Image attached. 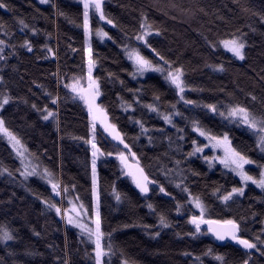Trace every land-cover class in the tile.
Masks as SVG:
<instances>
[{
	"label": "trees",
	"instance_id": "16d2710c",
	"mask_svg": "<svg viewBox=\"0 0 264 264\" xmlns=\"http://www.w3.org/2000/svg\"><path fill=\"white\" fill-rule=\"evenodd\" d=\"M2 2L7 7H0V40L6 41L0 53V95L8 93L13 99L0 109V117L28 153L34 154L40 169L47 168L62 187L67 185L69 193L78 195L92 216V148L86 143L91 136L89 116L83 101L74 100L70 89L64 87L73 76L83 77L82 82L87 83L83 5L77 0ZM104 12L115 26L91 16L90 44L96 61L92 75L100 84V102L148 174L174 197H166L155 186L150 187L148 195L141 194L131 179L121 174L115 156H100L97 180L101 227L105 244L110 234L115 250L113 256L105 257L106 264H121L123 259L133 264H197V256L203 264H220L214 258L216 254L224 257L223 264H243L246 259L249 264H264V245L255 240L257 236L264 240V191L248 183L243 196L225 205L214 190L221 188L223 194L234 186L241 187L239 177L221 166L210 168L201 154L186 155L192 151L193 139L202 141L192 131L190 120L196 118L214 133H229L233 146L256 162L246 166L249 174L258 175V165H264V153L256 147L247 127L228 124L203 107L218 102L239 103L258 116L264 115V0H104ZM144 15L153 28L149 43L166 60L183 67L189 85L185 99L199 102L200 107L186 106L159 73L149 71L135 78L130 75L134 69L123 45L132 42L129 38L140 30ZM21 20L27 27L19 23ZM33 28L37 29L35 33ZM96 28H103L111 39L101 40L95 35ZM237 30L244 34L243 60L222 45L209 46L208 41L229 38ZM25 40L31 42L32 51L22 46ZM132 43L158 62L142 42ZM45 45L55 55L47 52ZM218 64L225 70H215L213 66ZM53 96L60 97L58 105L52 104ZM154 96H159L158 102ZM153 103L159 113L182 114L173 116L175 127L146 107ZM45 106L57 113L55 118H43ZM137 120L143 122L147 134H141ZM178 128L184 131L178 133ZM101 133L97 127L96 139L103 152L119 150ZM181 135L183 140L179 139ZM0 167L8 168L14 176L21 169L15 151L2 135ZM177 180L200 195L209 218L238 220L241 234L256 242L260 251L247 252L231 242L219 243L202 226L200 234L190 235L195 229L188 217L198 215L199 210L188 206L187 194L175 186ZM114 187L121 194L119 202L113 195ZM64 200L38 176L21 180L0 174V225H6L14 236L0 242V264H95L94 244L44 203L54 202L62 208L67 205ZM149 203L155 211L147 207ZM177 203L180 212L176 211ZM159 213L167 216L168 228L159 227ZM209 248L213 254L204 255Z\"/></svg>",
	"mask_w": 264,
	"mask_h": 264
},
{
	"label": "snow or ice",
	"instance_id": "6c2138e0",
	"mask_svg": "<svg viewBox=\"0 0 264 264\" xmlns=\"http://www.w3.org/2000/svg\"><path fill=\"white\" fill-rule=\"evenodd\" d=\"M42 3H47L49 0H41ZM83 5V32L85 37V51L88 55V75L86 86L82 82L83 77L73 76L71 82L64 84L66 89H70L71 97L83 101L84 105L87 107V113L90 121V138L86 143L91 145L92 148V159H91V169H92V197L94 200V219L91 216H88V209L84 207L83 203L80 202L78 205L74 202L73 199L69 198L67 203L69 204L68 208L63 209V217L66 219L68 225H73L76 228L80 229L82 237L86 238L87 241H90L94 244L92 251L94 252L95 264H106L105 257H111L115 254L114 246L111 243V236H108V242L105 244L104 238L105 233L102 231L101 227V215L99 211V200L100 194L98 190V180H97V160L100 156H115L119 161L121 174L126 175L131 179L132 183L136 188L139 189L141 193H148L150 185H154L157 182L152 180L148 173L140 165V161L137 158L136 152L132 151L131 146L125 142V136L117 128L116 124L111 123L108 118V113L100 104L97 103V98L101 95L100 84L98 79L93 77L92 70L95 66L96 61L92 58V50L90 39L93 35V28L91 22V16H98L99 21H106L108 25H114V21L109 19L104 12V0H80ZM0 7L6 8L7 5L0 0ZM52 7H56L55 4ZM60 15H64L63 12ZM143 15V14H142ZM21 25H24L23 20L19 21ZM27 27V25H24ZM140 30L134 34V37L129 38L130 41L135 43L142 42V46H146L151 49V51L158 57V62H154L153 59L143 55L140 47L133 46V43L123 45L124 52L127 55L128 59L132 61V66L134 71L130 75L135 78L136 76H143L144 73L152 71L159 73L164 80L174 89L177 93L180 101H183L186 106H191L193 108L200 107L201 104L197 101L185 99V91L189 87L184 78V69L182 66H176L173 62L165 59L163 55L156 48L152 47L149 43V36L153 31L152 25L147 23V16H143V20L140 23ZM37 29L33 28L32 32L35 33ZM155 31H159L156 29ZM238 33V34H237ZM237 33L231 34L229 38L220 39L215 42L208 41L210 47H218L222 45L227 51L232 53L234 57H237L241 60L244 59V49L245 41L244 34L237 30ZM95 35L103 40L105 37L109 36V33L104 31L103 28H96ZM127 37V34H125ZM207 40V38L205 37ZM6 41L0 40V53H3L4 48L2 47ZM24 47H27L29 51H32V44L29 40L23 42ZM45 50L52 55H55L52 52V49L44 46ZM3 56H0L2 59ZM215 70L224 71V65L218 64L213 66ZM58 75V74H57ZM0 80H3V77L0 76ZM61 82V78L58 76V84ZM49 96H52L51 93H48ZM13 97L10 94L4 93L0 95V109L5 105L9 104ZM159 96H154L156 102L159 101ZM255 99V97H253ZM52 104L58 105L60 102L59 96L52 97ZM138 102V101H136ZM35 107V105H33ZM131 107V104L128 105V108ZM151 111H156L158 114L162 115L163 120L167 124L173 123V116H181L182 114L179 111H170L167 113H159V108L156 103L149 104L146 106ZM173 109L176 108V105H171ZM205 110L210 111L218 115L223 121L228 124H237L240 126H246L249 131H251L255 137L256 147L260 152L264 153V115H256L248 107L239 104V103H228L222 104L220 102L215 104H205L203 105ZM125 108V111L128 110ZM44 112L46 115L43 116L45 120L49 117L55 118L57 113L54 110L48 109L45 106ZM97 122L102 126V133H107L111 137L112 141L118 142L116 147L121 150L114 152H103L102 149L98 146L97 143ZM137 124L140 125L141 134H147L148 129L144 127L143 122L137 120ZM192 131L198 134V137L204 138L206 143H198L197 139L191 141L192 151L188 152L187 157L196 156L198 154H203L206 149L211 150L214 155L212 156H203V159L208 163L209 167H213L216 162H219L224 169L229 170L231 173H234L239 177L241 187H232L231 190L224 191L221 194V188L214 190V195L222 203L227 205L231 202L236 196H243L245 187L248 186V183L251 182L256 187L264 191V165H258L259 173L258 175H251L249 171L246 170V166L253 165L256 162L253 161L248 155L239 151L236 147L233 146L232 141L229 137L228 132H223L222 134L214 133L210 128L202 125L201 121L196 118L190 120ZM183 129H177L178 133H182ZM0 135L7 138L8 143L12 146L13 150L16 153L17 158L19 159L21 169H17L20 176L27 179L29 176H39L45 180L48 184L51 185V190L57 196L67 197L69 196V187L67 185L61 186V183L54 179L53 173L50 172L47 168L43 170L40 169L39 164L34 163V154L28 153V150L25 148L21 139L9 129L2 117H0ZM179 139L183 140L181 135ZM151 142V137H149ZM219 151L221 154L216 155L215 153ZM176 165H179L181 162L179 160L175 161ZM8 172L9 175L12 173L9 172V169L6 167H0V173ZM168 175V172H165V176ZM182 180H177L175 186L181 188V190L187 194V203L190 208L193 210H199V214H193L188 217V222L194 226L195 231L190 233V235L195 236L202 232L201 226L205 225L207 227V232L211 233L217 240L224 241L226 238H230L232 241H235L238 245H241L246 250L256 249L260 251L258 244L251 239L245 238L241 234V224L238 220L234 218L229 219H212L209 218L207 214V206L200 197L199 194H194L190 191L187 186H183ZM75 187L74 185L72 186ZM159 191L164 193L165 187L159 185ZM113 195L115 199L119 202L121 200V194L116 191L115 187L113 188ZM170 195V194H169ZM75 201H79V196L75 197ZM49 208L55 209L57 215L62 214V209L56 203H49L44 201ZM147 207L155 211L153 205L149 203ZM181 205L177 203L176 211L180 212ZM85 217L88 218L90 223H85ZM243 219V218H241ZM158 225L161 228H168L170 226V221L167 216L163 213L158 214ZM158 235V233H156ZM14 236L12 231L6 225H0V242H7L13 240ZM255 240L258 241L261 245H264V240H261L259 236L255 237ZM213 254V250L209 248L204 255L209 256ZM264 254V253H262ZM188 255V253H185ZM215 260L220 261V264H223L224 257L220 254L215 255ZM197 264H203L201 257H195ZM121 264H133L127 259H123ZM243 264H249V261L246 259L243 261Z\"/></svg>",
	"mask_w": 264,
	"mask_h": 264
},
{
	"label": "rangeland",
	"instance_id": "374dc122",
	"mask_svg": "<svg viewBox=\"0 0 264 264\" xmlns=\"http://www.w3.org/2000/svg\"><path fill=\"white\" fill-rule=\"evenodd\" d=\"M41 1V0H40ZM78 2H80V0H77ZM81 3V2H80ZM152 33V32H151ZM108 37H105L103 40H106ZM3 48L5 47V44L2 46ZM87 47V46H86ZM224 48V47H223ZM225 49V48H224ZM226 50V49H225ZM227 51V50H226ZM229 52V51H228ZM230 53V52H229ZM231 55H232V53H230ZM88 56V55H87ZM235 58H237V57H235ZM237 59H239V58H237ZM239 60H241V59H239ZM246 127V126H245ZM6 138V137H5ZM202 138V137H201ZM7 139V138H6ZM200 143H206V141L204 140V138H202V141L200 142ZM11 146V145H10ZM12 147V146H11ZM13 149V148H12ZM14 151V150H13ZM16 154V153H15ZM216 155H220L221 153L219 152V151H217L216 153H215ZM202 156H212V155H214V153L211 151V150H209V149H206L205 150V152L203 153V154H201ZM35 163V162H34ZM208 164V163H207ZM216 166H221L222 168H223V166L222 165H220L219 164V162H216L215 164H214V166L213 167H211V168H215ZM22 170V169H21ZM43 170V169H42ZM227 170V169H226ZM1 175H6V176H9L11 179H14V178H17V179H21V180H26L24 177H22V176H20V174L18 173V175L17 176H14V174H11V175H9V173L8 172H3V173H0ZM30 177V176H29ZM28 177V178H29ZM39 177V176H38ZM238 177V176H237ZM27 178V179H28ZM40 178V177H39ZM40 179H42V178H40ZM249 183H251V182H249ZM60 198H62V196H59ZM69 198H71V199H73L74 200V202L78 205L80 202L79 201H75V197L73 196V195H71L70 193H69V196H67V197H63L62 198V200L63 199H65L64 201L65 202H67V200L69 199ZM69 207V204L67 203V205H66V207H62L61 209H62V214H61V216H62V219L65 221V224L66 225H68L67 223H66V219L63 217V208L65 209V208H68ZM88 216H90L89 214H88ZM91 217H93V219H94V213H93V215L91 216ZM84 222L85 223H90V221L88 220V218L87 217H85V220H84ZM68 226H70V227H72L73 229H75V230H77L78 231V233L79 234H81L80 233V229H78V228H76L75 226H73V225H68ZM92 243V242H91Z\"/></svg>",
	"mask_w": 264,
	"mask_h": 264
},
{
	"label": "water",
	"instance_id": "95a60500",
	"mask_svg": "<svg viewBox=\"0 0 264 264\" xmlns=\"http://www.w3.org/2000/svg\"><path fill=\"white\" fill-rule=\"evenodd\" d=\"M85 84V86H86V83H84ZM97 103L98 104H100L101 106H102V104H101V102H100V96L97 98ZM103 107V106H102ZM104 108V107H103ZM108 118H109V120H110V122L111 123H114L113 121H112V119L110 118V116L108 115ZM97 127H99L100 129H101V131H102V126L101 125H99V122H97ZM118 128V127H117ZM121 132V131H120ZM108 138H109V140L111 141V142H113L115 145H117V143L118 142H115V141H112V139H111V137L110 136H108L107 135V133H104ZM126 142V141H125ZM127 143V142H126ZM123 148V146L121 145L120 146V149L119 150H121ZM132 149V148H131ZM133 151V150H132ZM138 158V157H137ZM139 159V158H138ZM139 161H140V165H141V167H143L144 169H145V167H144V165L142 164V162H141V160L139 159ZM145 171H146V169H145ZM147 172V171H146ZM148 173V172H147ZM149 175V174H148ZM150 176V175H149ZM150 178L152 179V180H154V181H156L157 183L156 184H154V185H150L149 186V188L151 187V186H155V187H158L159 188V185H162L159 181H157L156 179H154V178H152L151 176H150ZM137 190L139 191V189L137 188ZM166 190V189H165ZM140 192V191H139ZM149 192H150V190H149ZM148 192V193H149ZM141 193V192H140ZM148 193H141V194H143V195H148ZM163 195H165L166 197H169V198H172V199H174V197L170 194V193H168L167 192V190L164 192V193H162ZM170 194V195H169ZM202 227H204L206 230H207V227L205 226V225H202ZM211 236H213L211 233H209ZM213 238L217 241V242H219V243H225V242H231V243H233L234 245H237V246H239V247H241V248H243L241 245H238L235 241H232L230 238H226L224 241H219V240H217L214 236H213ZM244 249V248H243ZM245 251H247V252H251V250H246V249H244Z\"/></svg>",
	"mask_w": 264,
	"mask_h": 264
}]
</instances>
